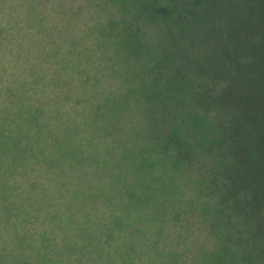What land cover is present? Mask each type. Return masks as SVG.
Listing matches in <instances>:
<instances>
[{
    "label": "clouds",
    "instance_id": "clouds-1",
    "mask_svg": "<svg viewBox=\"0 0 264 264\" xmlns=\"http://www.w3.org/2000/svg\"><path fill=\"white\" fill-rule=\"evenodd\" d=\"M187 52L140 0H0V264L264 261L217 146L228 74Z\"/></svg>",
    "mask_w": 264,
    "mask_h": 264
},
{
    "label": "trees",
    "instance_id": "trees-1",
    "mask_svg": "<svg viewBox=\"0 0 264 264\" xmlns=\"http://www.w3.org/2000/svg\"><path fill=\"white\" fill-rule=\"evenodd\" d=\"M151 19L156 14L165 25H177L188 45V58L201 59L216 69V76L228 74L229 87L216 103L229 117L219 132V146L230 154L233 188L250 189L257 236L264 237V0H140ZM225 39L232 45L218 57L216 44ZM206 41H211L206 43ZM227 61L225 64L224 61ZM210 98L205 96L206 106ZM173 141L187 158V149ZM186 227L195 222L186 218ZM259 225V228H257ZM259 248L258 243L251 245ZM258 251L255 256H260ZM168 264H177L171 257ZM249 264L264 261L249 257Z\"/></svg>",
    "mask_w": 264,
    "mask_h": 264
},
{
    "label": "rangeland",
    "instance_id": "rangeland-1",
    "mask_svg": "<svg viewBox=\"0 0 264 264\" xmlns=\"http://www.w3.org/2000/svg\"><path fill=\"white\" fill-rule=\"evenodd\" d=\"M257 228H259V225H258V227Z\"/></svg>",
    "mask_w": 264,
    "mask_h": 264
}]
</instances>
